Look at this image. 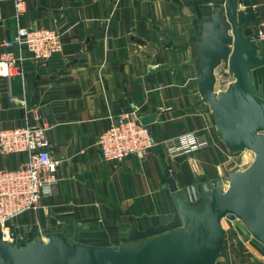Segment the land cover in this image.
<instances>
[{"label":"crops","instance_id":"1","mask_svg":"<svg viewBox=\"0 0 264 264\" xmlns=\"http://www.w3.org/2000/svg\"><path fill=\"white\" fill-rule=\"evenodd\" d=\"M214 1L26 0L19 23L57 27L63 47L46 60L23 50V76L0 75V124L49 121L51 156L60 162L56 191L9 222L16 232L24 238L35 232L45 236L65 230L70 219L85 227L99 220L124 224L129 216L161 210L166 168L183 188L196 183L199 174L222 176L236 167L198 92L192 57L201 8ZM242 1L252 3L253 26L261 23L264 30V0ZM17 26L14 1L0 0V52ZM131 109L153 116L147 124L154 145L143 156L131 154L116 163L102 155L97 138ZM196 130L207 133L208 147L168 154L169 139ZM25 157L0 152V168L18 166ZM120 238V231L111 230L102 243ZM216 264H264V251L243 235H227Z\"/></svg>","mask_w":264,"mask_h":264},{"label":"water","instance_id":"2","mask_svg":"<svg viewBox=\"0 0 264 264\" xmlns=\"http://www.w3.org/2000/svg\"><path fill=\"white\" fill-rule=\"evenodd\" d=\"M199 19L191 45L198 92L228 152L249 150L251 163L223 176L199 174L195 201L188 199L192 189L179 187L166 168L173 214L165 223L140 228L129 216L105 230L70 219L65 230L35 232L21 241L3 239L0 231V264H216L227 232L223 218L264 251V90L253 75L264 66V53L255 11L249 1L215 0L201 8ZM220 67L233 78L225 87H217ZM111 230L120 231L119 242L102 243Z\"/></svg>","mask_w":264,"mask_h":264},{"label":"built area","instance_id":"3","mask_svg":"<svg viewBox=\"0 0 264 264\" xmlns=\"http://www.w3.org/2000/svg\"><path fill=\"white\" fill-rule=\"evenodd\" d=\"M13 1L14 16L18 20L17 32L13 38L3 40L5 49L0 52V75L6 77L23 76V50L30 51L36 59L46 60L59 53L63 47V32L57 27L20 24L19 19L26 11V0ZM254 31L256 38L263 44L264 30L261 23L254 26ZM141 116L138 109L121 112L99 134L97 143L105 158L118 163L131 154L143 156L154 145L152 131L142 121ZM51 126L52 123L45 119L39 124L26 122L17 127L0 124V152L26 154L18 166L0 168V231L3 239H26L9 222L29 209L38 208L42 196L53 194L57 189L60 160L51 156V142L47 135ZM209 145L210 140L205 131H186L169 139L167 150L174 157L204 149ZM188 187L192 189L188 199L195 201L200 191L194 189L195 183L187 185ZM165 194L163 206L158 213L133 216L140 228H144L146 223L155 225L160 220L165 223L171 219L173 206L167 191ZM112 226L104 225L101 220L95 225L105 230Z\"/></svg>","mask_w":264,"mask_h":264},{"label":"rangeland","instance_id":"4","mask_svg":"<svg viewBox=\"0 0 264 264\" xmlns=\"http://www.w3.org/2000/svg\"><path fill=\"white\" fill-rule=\"evenodd\" d=\"M263 69L264 68L262 66L260 68L258 67L257 70L258 72L255 73L256 77L254 80L259 88L260 86L264 88V85L262 84L263 81L260 79L261 76L264 77ZM216 75H217V87H225L228 84V82L231 79H233L230 74H225L224 72H222L221 67L217 68ZM232 155L234 158V164L236 165V167H240V168H244L249 163H251L254 156L253 153L249 150H244L242 152H238ZM222 222H224L223 223L224 227H226V231H227L226 236L228 235V237H231L232 235H243L234 221L224 218ZM243 237L245 236L243 235Z\"/></svg>","mask_w":264,"mask_h":264},{"label":"bare ground","instance_id":"5","mask_svg":"<svg viewBox=\"0 0 264 264\" xmlns=\"http://www.w3.org/2000/svg\"><path fill=\"white\" fill-rule=\"evenodd\" d=\"M224 219V218H223ZM223 221V220H222ZM224 223V222H223ZM224 225V224H223ZM226 228V227H225Z\"/></svg>","mask_w":264,"mask_h":264}]
</instances>
